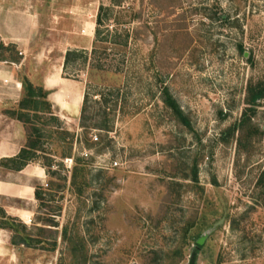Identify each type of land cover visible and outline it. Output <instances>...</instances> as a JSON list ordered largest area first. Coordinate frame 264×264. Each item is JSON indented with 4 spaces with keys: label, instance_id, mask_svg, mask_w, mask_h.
<instances>
[{
    "label": "rangeland",
    "instance_id": "rangeland-1",
    "mask_svg": "<svg viewBox=\"0 0 264 264\" xmlns=\"http://www.w3.org/2000/svg\"><path fill=\"white\" fill-rule=\"evenodd\" d=\"M16 7L39 31L2 42L20 61H0V101L17 106L18 80L37 85L72 51L63 76L82 84L88 120L54 112L72 143L44 139L22 173L0 166L26 192L0 208L30 243L0 229V264H188L202 237L197 264H264V101L239 128L249 85L264 81V0H0V20L20 30ZM105 110L111 132L97 126ZM27 133L0 120V141L24 147Z\"/></svg>",
    "mask_w": 264,
    "mask_h": 264
},
{
    "label": "trees",
    "instance_id": "trees-1",
    "mask_svg": "<svg viewBox=\"0 0 264 264\" xmlns=\"http://www.w3.org/2000/svg\"><path fill=\"white\" fill-rule=\"evenodd\" d=\"M98 26H101L102 20L101 15L99 14L97 20ZM99 32L97 31V36L99 37ZM0 51L2 55H0V61H11L14 63H19V58H11L10 60L3 55V53L16 52V47L14 46H5L0 39ZM95 56V50L93 52ZM78 53H73L69 51L66 54L65 66L64 70L68 68V65L71 61L78 58ZM95 62V61H94ZM96 69L102 70L101 65H93ZM164 103L166 106L173 112L176 118L184 124L186 127H191V124L187 117L184 115L183 111L180 109L176 100L172 97L167 89L164 91ZM49 92L46 91L42 86H38L34 84L29 78L25 77L23 79V97L19 104L12 109H7L5 111V115L8 118L16 120L24 125L25 129L28 131L27 133V143L21 149L20 153L13 158H5L0 162V166L4 168L6 171L10 172H21L31 163L37 162L40 160V153H44L43 150V140L47 141L53 139L55 136H58V139L66 144V141L70 140L72 143L74 136L64 131L60 128V119L55 116L52 104L48 100ZM264 101V81H259L255 84L251 83L248 87V96H247V108L245 109L242 121L240 123L239 128H243L245 125L251 123L254 115L256 114L260 104ZM88 98L85 96L84 104L82 108V126H86V122L88 120L87 107ZM112 111H104V118L101 121L100 127L101 130H105L107 132H111L114 128L113 122L110 120V116L112 115ZM48 117V118H46ZM45 120V121H43ZM38 122V124H37ZM40 122H43L42 125L51 126L54 125L56 131H50L47 137L44 135V129H42L39 125ZM90 126V125H89ZM96 126V127H97ZM95 127V126H94ZM91 128V127H90ZM54 130V129H53ZM60 130V131H59ZM236 129L229 131L231 134ZM63 157H68L67 152L64 153ZM81 161V160H80ZM78 161L77 163H79ZM52 160L47 158L44 162V167H46L49 175H52L50 168L52 167ZM55 174V172H53ZM195 180L197 181V176L195 174ZM76 181V175L73 177V182ZM35 197L38 200H42V189L36 188ZM0 229L9 230L16 234L17 237L14 238V245H25L26 243L30 245L29 239L25 237L24 231L18 220L14 217L8 216L6 211L3 208H0ZM188 229H186L185 235H188ZM200 234L195 236V240L199 238Z\"/></svg>",
    "mask_w": 264,
    "mask_h": 264
},
{
    "label": "crops",
    "instance_id": "crops-1",
    "mask_svg": "<svg viewBox=\"0 0 264 264\" xmlns=\"http://www.w3.org/2000/svg\"><path fill=\"white\" fill-rule=\"evenodd\" d=\"M12 9L13 14H11L16 18V22L21 25V29L18 30L17 27H15V23L12 22L13 20L7 22H5L6 20H0V37L2 42L19 46V44H23L22 42H26L27 40H29V36L31 34L34 35L36 33L38 24H34L33 16L25 17L21 10L20 12H18L20 8L16 7ZM14 11H16V13H14ZM26 21L30 22V25L25 24ZM38 31L39 30H37V32ZM25 35H29L28 38L27 36L25 38ZM65 57L66 54L64 56L63 65L61 66V68L46 71L44 77H42V81L37 83V85L42 86L46 91L49 92L48 100L52 104L56 116H60L65 120L75 122L80 119V116L82 114V108L85 99L84 89L81 86V83L69 80L68 78H64L63 74L66 59ZM13 75H16V73H13ZM17 84L18 86H22L20 87L22 89H20V94L23 97V83L21 84L18 80ZM15 103L17 102L14 101L12 105ZM8 106H10L9 101H0L1 122L5 120L12 121L14 124L20 123L16 120L8 118V116L5 115V111L8 109ZM24 142L25 140H23V143H21L20 146L16 147L15 145L8 143V141H0V161L5 158H13L17 156L23 148ZM20 173H22V171ZM32 189L30 190L31 193H28L29 196L33 194ZM10 190L13 192V196L15 198H22V196L26 193L23 186H19L14 183L9 184L8 181L0 179V196H8V192ZM20 213H24V211H21ZM16 216L20 217L21 215Z\"/></svg>",
    "mask_w": 264,
    "mask_h": 264
},
{
    "label": "water",
    "instance_id": "water-1",
    "mask_svg": "<svg viewBox=\"0 0 264 264\" xmlns=\"http://www.w3.org/2000/svg\"><path fill=\"white\" fill-rule=\"evenodd\" d=\"M206 238L202 237L198 240L197 242V249L194 251V253L191 256V259L188 264H197V259H198V253L201 250V246H203Z\"/></svg>",
    "mask_w": 264,
    "mask_h": 264
},
{
    "label": "built area",
    "instance_id": "built-area-1",
    "mask_svg": "<svg viewBox=\"0 0 264 264\" xmlns=\"http://www.w3.org/2000/svg\"><path fill=\"white\" fill-rule=\"evenodd\" d=\"M98 140V136H94V141H97Z\"/></svg>",
    "mask_w": 264,
    "mask_h": 264
},
{
    "label": "bare ground",
    "instance_id": "bare-ground-1",
    "mask_svg": "<svg viewBox=\"0 0 264 264\" xmlns=\"http://www.w3.org/2000/svg\"><path fill=\"white\" fill-rule=\"evenodd\" d=\"M3 257V256H2Z\"/></svg>",
    "mask_w": 264,
    "mask_h": 264
}]
</instances>
